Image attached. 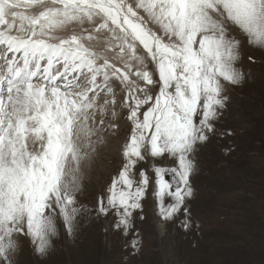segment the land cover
Listing matches in <instances>:
<instances>
[{
    "label": "snow or ice",
    "instance_id": "1",
    "mask_svg": "<svg viewBox=\"0 0 264 264\" xmlns=\"http://www.w3.org/2000/svg\"><path fill=\"white\" fill-rule=\"evenodd\" d=\"M237 34L264 49V0H0V264H15L21 235L45 254L58 220L71 236L89 211L77 193L118 128L105 119L118 90L131 132L94 210L138 252L150 176L137 166L168 157L174 167L152 166L158 214L183 210L187 230L192 155L216 131L222 81L244 79Z\"/></svg>",
    "mask_w": 264,
    "mask_h": 264
},
{
    "label": "rangeland",
    "instance_id": "2",
    "mask_svg": "<svg viewBox=\"0 0 264 264\" xmlns=\"http://www.w3.org/2000/svg\"><path fill=\"white\" fill-rule=\"evenodd\" d=\"M239 38L236 66L244 79L238 85L222 81L227 100L215 122L216 131L209 133V140L198 144L192 155L193 194L186 200L191 226L187 230L183 227V210L171 221L158 214L152 166L174 167L168 157L149 158L137 166V179L141 168L150 176L143 210L134 213L133 232L141 239L138 252L133 254L126 248L132 235L125 238L114 228V215H98L94 210L98 197L106 194L124 163L123 145L131 132L127 109L120 104L124 93L118 90L117 115L109 112L105 116L118 128L115 134H104L105 142L92 161L101 165L102 171L96 169L93 177L88 176L91 183L82 181L77 193L78 202L89 211L78 218L71 236L58 220V234L43 255L21 235L15 264H264V49ZM229 131L231 135L226 134ZM170 202L166 198V203Z\"/></svg>",
    "mask_w": 264,
    "mask_h": 264
},
{
    "label": "bare ground",
    "instance_id": "3",
    "mask_svg": "<svg viewBox=\"0 0 264 264\" xmlns=\"http://www.w3.org/2000/svg\"><path fill=\"white\" fill-rule=\"evenodd\" d=\"M114 140V139H113ZM115 141V144H119L120 145V143L118 142V141H116V140H114ZM107 144V143H106ZM99 151V150H98ZM98 156V155H97ZM99 158V157H98ZM96 169L98 170V171H102V169H101V165H96V164H94V163H92V165H90V167H87L86 169H85V174H84V176H83V178L82 179H84V180H82V181H84L85 182V180L87 181V183H91L90 181H88L90 178H88V176H90V177H93L94 176V174L96 173ZM100 174H102V177H103V172L102 173H100ZM105 175V174H104ZM90 186V185H89ZM160 222V221H159ZM160 227H161V231H162V233H163V227L161 226V224H160ZM160 231V230H159Z\"/></svg>",
    "mask_w": 264,
    "mask_h": 264
}]
</instances>
